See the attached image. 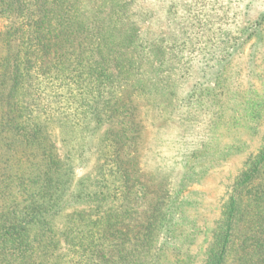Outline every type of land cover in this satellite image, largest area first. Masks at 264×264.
I'll return each instance as SVG.
<instances>
[{"label":"trees","instance_id":"1","mask_svg":"<svg viewBox=\"0 0 264 264\" xmlns=\"http://www.w3.org/2000/svg\"><path fill=\"white\" fill-rule=\"evenodd\" d=\"M88 1L0 0L8 22L0 33V264H192L188 247L200 230L191 226V235L186 226L194 222L181 212L194 200L176 190L151 201L133 233L128 206L144 189L128 179L120 156L136 137L128 131L132 94L118 83L117 60L131 51V64L146 56L163 61L147 53L122 6L106 12L96 3L86 14ZM263 23L264 12L254 35ZM251 108L246 127L254 132ZM110 125L121 126L122 135ZM95 155L101 162L92 176L86 168ZM246 163L201 264H264V150ZM80 165L86 172L77 178ZM196 167L187 164L183 178L205 172ZM177 238L187 249L175 245Z\"/></svg>","mask_w":264,"mask_h":264},{"label":"rangeland","instance_id":"2","mask_svg":"<svg viewBox=\"0 0 264 264\" xmlns=\"http://www.w3.org/2000/svg\"><path fill=\"white\" fill-rule=\"evenodd\" d=\"M96 3L106 12L112 5L122 6L124 19H133L141 42L150 47L147 53L163 61L161 66L152 64L146 56L133 65L126 58L131 51H122L117 60L118 83L126 96L132 94L128 131L136 137L129 141V149L122 147L120 156L128 179L144 189L139 201L128 206L136 225L133 233L142 229L151 201L168 200L181 190V197L194 200L193 207L182 208L181 217L194 222L186 226L191 235V226L200 230L188 250L192 264H201L236 178L247 170L246 162L264 150V23L260 33H253L264 0H89L86 14ZM7 25L0 18V33ZM257 43L258 53L252 59ZM236 103L244 110H238ZM251 107L258 116L257 124H250L255 125L254 132L246 127ZM110 127L122 135L121 126ZM130 152V157H122ZM221 153L226 158L220 159L225 157ZM96 157L86 168L90 175L101 162ZM187 164L205 172L184 179ZM85 172L82 165L75 167L77 178ZM183 232L188 234L186 228ZM184 241L177 238L175 245L185 250Z\"/></svg>","mask_w":264,"mask_h":264}]
</instances>
